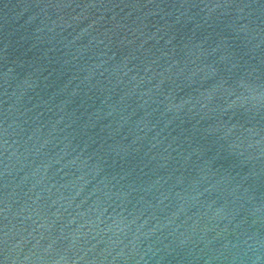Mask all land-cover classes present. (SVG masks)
Returning <instances> with one entry per match:
<instances>
[{"label": "water", "instance_id": "1", "mask_svg": "<svg viewBox=\"0 0 264 264\" xmlns=\"http://www.w3.org/2000/svg\"><path fill=\"white\" fill-rule=\"evenodd\" d=\"M0 264H264V0H0Z\"/></svg>", "mask_w": 264, "mask_h": 264}]
</instances>
